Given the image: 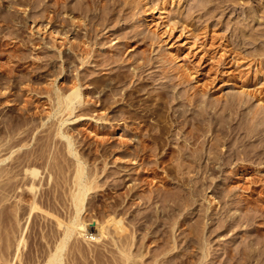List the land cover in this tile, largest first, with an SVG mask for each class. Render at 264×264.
Masks as SVG:
<instances>
[{
    "label": "rangeland",
    "instance_id": "obj_1",
    "mask_svg": "<svg viewBox=\"0 0 264 264\" xmlns=\"http://www.w3.org/2000/svg\"><path fill=\"white\" fill-rule=\"evenodd\" d=\"M8 1L10 2L11 0H0V12L5 14L7 11L8 13L11 11L14 12L17 16L13 13H11L12 16L9 13V16L7 13V15L11 18L5 17L6 20H0V36L4 34L2 39H0V59H4V61L8 59L9 61L11 59L15 60L17 57L18 60V56L20 54H22L20 56L24 55V58L20 60V57V61H18L16 64L12 65L11 63H9L12 65L9 67L10 69L6 70L0 66V264H46L49 255L54 252L56 247L55 245L60 240V236L63 234L64 228L67 226L75 209H73L74 204H72V193L70 192H73L71 190H75V184H73V173H75L74 168L76 167L77 158L83 161L86 174H88V172H90V174L92 175L93 172L95 173V176L93 175L95 181L92 180L93 183L91 182L92 185L94 184V188L92 186L84 196L82 209L81 211H79V214L77 216V225L73 229L64 247L60 251L59 264H165L166 262L164 263V261L172 257H174V259L176 258L175 260H178L176 261V264H191V262L192 264H234L235 262H228L230 253L226 254V248H229L230 251H233V249H231L233 248V245L235 247V245L238 244V242L242 241L245 237L249 235L253 236L255 233H258L256 232L257 229L258 231L261 230L258 234L262 235L264 233V219L259 217L260 219L258 218V220L260 221L256 220V224L254 222L251 225L247 224V226L245 225V223H243V225L235 226L236 228H234V230L226 231L221 227V224H219V221L216 219V217H218V215L220 214L219 212L223 209L222 208L221 210H219V206H227L228 209L232 208L231 210H228L229 212H227V214H232L235 216H239L238 214L241 213V211L239 210H243V208L246 210L243 205L249 207H255V205L260 207L261 205V207L264 209V184H262V186H260L261 184H256L253 186L248 184L249 181L247 180L249 179V177L251 178L254 176H264V162L261 161V164V162H259L260 160H257V162L255 161L256 163L253 162V164L252 162L248 163V161L244 162L243 160H241V158L237 157V159H228L230 164L228 163V166H225L222 159H224V156H226L227 154H223L222 159L218 160V163H215V159L212 161V158H210L211 155L209 156L210 141L206 140L209 135H211L212 130H210V128L208 127V129L204 127V129L201 130L203 131V133L201 132L200 138L202 140H205L204 145L207 146H203L205 148H203V151L206 152H203V158H200L202 161L199 160L200 165H196L195 167L191 166V170L189 167H184L183 172L186 171L187 173H181L179 171L177 173V160L174 159V157L171 160L166 157V161L161 162L162 164L155 163L158 156L164 154L166 150L168 151V148H170L169 145L173 150H177L178 146H181L185 142L186 146L188 147L194 146L189 143L185 137V133L189 128H185L184 130L179 129L174 125L173 121L177 118V116L179 115L178 111L182 108V106L178 104V100L175 99L171 105L174 110L169 107L172 111L169 110L166 106H162L161 103L163 101L162 99H164L163 92L166 91L167 85L172 83L173 80V83H177L180 77L183 82L179 85L175 84V89L173 87V90L171 89V87L168 89L173 91L175 95H180L181 92H188L190 94H188L189 97H192L194 95L200 98V100H203L202 104H205L206 108L210 110L211 113L213 112V108H211L212 103L218 101L219 99L220 102L218 101V103L221 106L223 105L222 103H225L227 101L228 96L233 97V94H241L239 93V91L242 92V89L244 91L247 89L246 91H248L252 95H261L260 97H263L264 99V0H245L246 3L244 2V0H215V4L220 3L221 1V5L219 4V7L214 8H218L219 10L216 9L218 12L216 10V13L212 11L214 10L213 5L209 7V10L212 8V10L210 11L213 12V14H208L210 13L209 10L208 13H205V11L203 10H199L200 12L197 11V13H192L191 17H189L190 19L187 18L188 21L191 20L189 22V25L191 23L193 29L194 27L195 29H198V31H194H206L205 36H207L206 39L208 42H214L215 46L217 44H221L223 45L221 46L222 48L224 46L227 47H224L223 49L220 46V49L217 47V55L224 51V54L222 53L221 56L223 58H226L230 54L232 47L236 49L238 53H240L238 55H242L237 56L238 60L241 61L242 59V64L245 63V61L247 62L251 59V62L256 64V69L260 72L256 73L255 76H253L254 74L252 73L253 71L250 70V66L246 68L247 66L242 65L241 62L237 64V59L235 64H233L232 62L230 63L228 61L229 57L228 59H226V62L228 61L230 64L227 62L228 64L225 63L224 66L218 65L219 68L217 67V62L214 63L215 59H211L210 61L207 60L209 67H212V65L214 64V69L213 67L212 69L210 68V70L207 71L209 74L206 73L207 75L205 76L198 73L196 74L193 69H191L192 65L190 61H180V58L176 56V53L178 54V52L184 53L186 51L193 50V48L189 47V44L186 43L188 40L186 34L176 32V35L178 34V36H176L175 39L171 40L170 38H167L165 40L164 35H160L158 32L156 34V32H154L156 29L154 30V27L148 26L147 23H145V18H147L148 14L141 13L140 15H142L141 17L143 19H141V17H138L141 19H137L138 21L140 20L139 22L136 20V18L134 20L136 23H139V26H137V30H145L144 32H149L151 36L153 35L152 37L154 40H152L155 43L153 44L152 42L151 44H146L147 46L141 45V48H136V45L130 42L127 46L126 53L136 55L139 54L142 49H144L145 51L147 49L144 54L148 55L150 53L149 56H152L157 60V66H155V70H157V72L159 73L162 70V67H164V69L168 71L165 74L166 76H164V78L160 77L154 85L148 82H140V79L139 81L138 79L134 81V84L136 86L133 88L131 87L132 82L123 84L121 87V93L123 95H118L121 98L119 101L121 105H125L124 107H126V109L128 107V113H131V115L129 114L128 116V114H125L126 117L124 119H118L120 117V114L118 113H121L118 108L121 105H119L118 108L117 106L113 108L112 112H109L107 110L101 111L102 115H105L107 112L111 113V115L114 113L113 117L116 116V119H102V121H99L100 127H97L98 125L92 122L89 118L75 119L74 113L76 112V110H74L71 115L66 114L67 112H63L57 113V115L54 114L48 116L49 113H51V104L46 92V87H48V85L45 82H47L48 79H54L57 72V69L55 68H57L58 66L59 69V61L50 63L52 64L50 66H52L51 68L53 70H51L50 68L49 69L53 74L50 72L49 75V69L48 71L46 69L48 65L45 66V62L43 61V58H41V54L43 55V51L45 50H43V48L40 49L41 45L38 43L36 45H33L31 44V42H28L31 41V39H34V37H31L32 31H29L28 29L26 30V28L23 27L19 31L21 33V36H19L18 39H15L12 34H9L8 31L11 29V27H16L14 25L16 23L23 24L22 26L28 24L35 25V23L32 21V18L24 19L25 12L23 11L27 9L29 5H25L24 7V5L21 6V4L18 3H8ZM46 1L48 4L51 3L50 0ZM190 1L196 3L198 1V3H203L201 0H180L177 7H175V13L177 14V16L179 15L180 18L183 16L184 19L186 16H188L187 14H189V11L191 10L189 4L192 3ZM222 1L226 2L223 3ZM3 6L4 8H6L4 9ZM190 12H192V10ZM20 13H23L21 14L22 16H20ZM242 13L244 14L242 15ZM14 15L16 18L14 17ZM192 17L193 20L191 19ZM177 19L178 18H176V20ZM38 21H43L42 23H45L44 19ZM233 24H235L236 27ZM129 26L130 23L128 24V29ZM192 26L189 27L192 28ZM201 28L202 30H200ZM24 30L27 33H25ZM152 32H154L155 35ZM201 34L204 35L203 32ZM29 35L31 38H29ZM208 36H210V40L208 39ZM246 36H248L249 39ZM27 37L30 40H28ZM211 37L214 39H212ZM113 41L109 42L108 46L110 44L114 46L115 44H113ZM179 41L181 42V44ZM29 43L31 44V46L26 45ZM232 44L235 45V47ZM260 44L261 46H259ZM101 46L99 45V48ZM106 46L107 44L104 46V49L106 48ZM37 48L40 51H38ZM30 49H32V51ZM224 49H226L229 54H226L227 51ZM251 50L254 52H252ZM21 52H23L24 54ZM248 54L251 56H249ZM172 56H174L175 58ZM243 58H245V60ZM185 62L188 64H186ZM209 64H211V66ZM11 67L13 69H11ZM128 68L129 70L133 69L132 65H129ZM9 70L12 72H10ZM152 70H154V68ZM152 70H146L143 74L146 75L149 73V71L151 72ZM187 70L188 72L191 71L193 75L190 74L189 76ZM134 71L137 70L134 69ZM231 71L233 72V75ZM44 72L48 74H44ZM98 74L100 75L101 73L98 72ZM136 78L137 76L135 75L131 80ZM62 79L57 76L56 83L59 82L63 85L64 81H62ZM168 80H170V83ZM242 95L245 94L242 93ZM252 95H247L248 98L250 97L249 103H252V106L249 104L250 107L258 106V102H264L263 99H261V102L260 100H256L255 97H252ZM87 97H89V95ZM190 105L191 104L185 105L186 108H189V111L187 110L186 112V120L190 119V112L191 110H193L191 109L193 106ZM88 112L94 114V112ZM169 112L171 113V116L170 114H168ZM111 115L110 117H112ZM63 117L66 119L64 120ZM116 124L119 126H116ZM95 131H99L100 135H102L95 136ZM119 132L120 136L116 135L119 134ZM63 134H68L69 137L73 140L72 147L74 148L73 150H75L73 153H69L67 145H65L66 139L62 137ZM207 142L209 144H207ZM134 147L136 148L135 150L137 152L133 151ZM224 148L225 147H223V149ZM142 149L144 152L142 151ZM149 149L151 151H149ZM125 152L130 156L132 153V156L130 157ZM160 152L161 154H159ZM75 153H77V157L76 155H73ZM135 155L137 157H135ZM129 158H132L131 161L129 160ZM225 158L228 157L226 156ZM133 159L134 162H132ZM167 160H170L169 163L173 164L172 166L174 169H172V171L170 170L171 165L169 167V163L166 164L168 162ZM202 163L206 164L203 165ZM166 166H168L167 168L171 171V173L169 172V170L166 171ZM25 168H33L35 171H37V175H34L35 177L30 176V173L28 174V172L30 171L26 170ZM174 172L177 174H175ZM185 173L186 176L184 175ZM236 173H241L242 178L237 180L234 176ZM90 174H88V176L91 178L92 176ZM168 174L170 175L168 176ZM180 175H184L183 177L186 178H183L182 180H189L186 183V185L188 186H193V183L197 186V184L200 183L199 186L202 185L200 187L201 192L198 196L199 200H197L194 205L185 208L187 210L182 209L178 214V216L180 215V217H182L183 215L186 217L187 224L185 225L188 226V229L185 227V225L181 226L183 228V231L185 230L184 233L182 232L181 234L180 229L182 228L176 229L178 228V225L175 224L173 230V227H168V230L171 229L172 231L171 233L168 232V234H171L173 236V241L176 244L172 240V242L169 241L170 245L168 246H171L172 250L167 246L164 248V251L166 249L171 250H168L171 255L167 252H164L163 254V251H160L158 249V245L156 244V242L158 243L159 241H162V239H156V235L158 233L161 236V231L159 230L160 232H158V229H156L157 227L154 226L155 224L152 225L151 223H149L150 221L145 220V217L143 216L144 214H149L147 212L149 211V207H153L156 205L155 202L150 206L145 204L146 200L144 201V199L147 198L145 194L148 192L147 195H149L154 190L156 192L157 189L161 190V188L163 191L165 187H168L169 185V188L172 186L171 190H181L180 180L178 179V177H181ZM187 175H189L191 178H188L189 176ZM30 182H33V184ZM166 183L168 184V186ZM240 183L244 185L241 186ZM30 184H32L33 186L31 187ZM177 184H179L180 187H178ZM248 186H250L249 189H247ZM129 188H132L131 192H134V196H132V193H128V191H130L128 190ZM150 188H153L152 192L151 190H149ZM135 190L137 193L135 192ZM160 192L161 191H157V193ZM125 193L128 194L126 195ZM140 195H144L143 197L145 198L141 197ZM160 195L162 194L160 193ZM214 200L217 201L216 203L218 205H216ZM225 200L229 201L227 202ZM211 201H213L214 204ZM210 207L213 209L214 213L217 212V214L214 215V219L206 217L208 216L207 214L211 209ZM154 208L155 207H153L154 212L159 210L158 207V210H155ZM207 208L209 209L207 210ZM206 210L208 212L204 213L206 212ZM139 212L141 213V215H139ZM136 215L137 217L142 216L143 218L138 217L137 219H134ZM158 215H160V213ZM208 218L210 219V221ZM128 219L131 222L128 221ZM161 219L162 217H159L157 218V221L159 222ZM197 219L199 221L197 224H195ZM146 222H148V225L150 227H148ZM154 229L155 231L157 230V232L153 233ZM192 229L193 231H197L199 233V238H196L195 235L191 232L192 234L189 233L188 238L186 239L184 235ZM200 232H204L206 234L202 233L201 235ZM179 234L180 236L183 235L182 239L180 238ZM154 236L157 241L152 238ZM175 236H178V239ZM201 236L203 239L201 238ZM159 237L157 238L159 239ZM160 238H162V236ZM152 239L155 242L152 241ZM197 242L201 245H198ZM201 242L203 243V245ZM123 243H125L126 245H124ZM225 245H227V247ZM197 246H200L201 248ZM121 248H123V250ZM159 248L161 249L162 247ZM202 248H204L203 251ZM212 248L213 250H211ZM157 249L162 253L157 252L156 256H154V253H156L155 251H157ZM126 256L128 257V259ZM166 256H168V258ZM155 257H157L159 261H163L165 258L167 259H165L162 263H159V261H157L156 263L155 261H153ZM184 257L187 259H185ZM180 259L184 261L181 262L179 261Z\"/></svg>",
    "mask_w": 264,
    "mask_h": 264
},
{
    "label": "bare ground",
    "instance_id": "obj_2",
    "mask_svg": "<svg viewBox=\"0 0 264 264\" xmlns=\"http://www.w3.org/2000/svg\"><path fill=\"white\" fill-rule=\"evenodd\" d=\"M50 1H51L50 4H48L46 0H11L10 2L8 1V3H12L13 2V3L21 4V6L24 5V7H25V5H29V7L27 9H25L24 11L22 10L23 12H25L24 13L25 16L23 15L24 16V19L25 18L26 19L32 18V21L35 23V25L28 24V25L22 26L23 24H18V23L15 22L16 24H14V23L13 24L16 27H11V29L8 31L9 34H12L15 39L16 38L18 39V37L21 36L20 35L21 33L19 32L20 29H22L23 27H25L26 30L28 29L29 31H32L31 32L32 33V36L31 37L32 38L34 37V39H31V41H28V40H30L29 38H31L30 37L31 34H30L29 35V38L27 37L28 40L27 39L26 40L28 42H31V44H33V45H36L37 43L40 44L41 45L40 46V49L43 48V50H45V51H43V55L41 54L42 57L41 56L40 57L43 58V61L45 62L44 65L45 66L48 65L47 68H46L47 71H48L49 68L51 70H53L51 68L52 66H50V65H52V64H50L51 62H54V61H57L58 62L59 61V63H60V64L58 63L59 69H58V66H57V68H55V69H57L56 70L57 72L55 74L54 79L53 78L52 79H48L47 82H45L48 85V87H46V86L45 87L47 89L46 92H47V95H48V98H49L50 104H51V113H49L48 116H51V115H54V114L57 115V113H63V112H65V113L67 112L66 114L71 115L74 112V110H76V112L74 113L75 119L76 118H80V119L89 118L92 122H94L96 125H98L97 127H100V122H99L100 120L102 121V119H106V118L109 119V120H111V119H114L115 120L116 119L115 118L116 116L113 117V114L114 113L111 115V113H109V112L110 111L112 112L113 108H115L116 106L118 108V106L121 105V103L119 101L121 98L119 96H122L123 95L121 93V87H122L123 84H125L127 82H132L131 87L133 88V87L136 86L134 84V81L137 80V79L139 81V79H140V82H148V83L154 85L155 82H157L160 77H163L164 78V76H166L165 74L167 73L168 70L166 71L164 69V67H162V70L160 68L161 71L159 70L160 71L159 73L157 72V70H155V66H157L156 65L157 60L154 59V57L149 56L150 53L148 55L147 54H144L147 51V49H146V51L144 49H142V51H140V53L138 52L139 54H136V55H134V54L132 55L130 53H126L127 46L129 45L130 42H132L133 44H135L136 45V48H139L141 45L143 46V45H146V44H151L153 42V40H154L153 37H152L153 35L151 36V34H149V32H147V31L144 32L145 31L144 29H143L144 31L141 30L142 32L137 30V26H139V23H136L134 20H135V18H136V20L137 19H140L138 17H141L142 16V15H140L141 13L148 14L147 15V18H145L146 19V22L145 23H147L148 26L154 27V30L156 29L154 31V32H156V34L158 32L160 35H164L165 40L167 38H170L171 40L175 39L176 36H178V34L176 35V32H179V33H182V34L183 33L186 34V37L189 40V41L187 40L186 43L189 44V47H192L193 50L186 51L184 53L183 52H180V53L178 52V54L176 53V56L178 58H180V61H185V60L186 61L188 60L187 62L190 61L192 66L191 65H189V66L192 67V68L191 67L190 68L193 69V71L196 74L198 73V74H201V75L205 76V75H207L206 73H208L207 71L210 70V68L212 69V67H213V69H214V66H213L214 64L212 65V67H209L207 60L210 61L211 59L212 60L215 59L216 61L214 60V63L217 62V67H218V65L224 66L225 63H227L228 61L230 63L232 62L233 64H235L236 59L238 60L237 56H242V55H238L240 53H238L236 51V49H234L232 47H231V51L229 50L230 51V54L228 53V51L226 49H224V50L227 51V52L225 51L226 54L227 53L229 54L228 56L225 55V56H227L226 58H223L221 56L224 51L221 52L219 55H217V52L218 51H216V48L217 47L219 48V46L221 47L223 45H221V44L219 45V44L216 43L217 45L215 46V43L214 42H212V41L208 42L207 39H206L207 36H205L206 35L205 34L206 31L204 30V31L197 32L198 29H195V27L193 29V26H192L191 23L189 25V22L191 20L190 21L187 20V18L190 19L189 17H191L192 13H194V12L197 13V11L203 10V11H205V13L206 12L208 13L209 7H211L213 5H214L213 9L215 7H219L221 5V1H220V3H216V4L214 2L215 0H205V1L201 0L203 3H198V1H197V3L190 1L192 3L189 4L190 6L189 5H187V6L190 7V9L192 10V12H190L191 11L190 10L189 11V14L190 15L187 14L188 16H186V17L184 16L186 20L183 18V16L181 17L183 19H181L180 16L179 15L177 16V14L175 13V9H176L175 7H177V5L179 4V1L180 0H50ZM194 1H196V0H194ZM235 1H237V0H235ZM235 1H234V3H235ZM213 2H214V4H213ZM224 2H226V1H224ZM230 2H232V1H230ZM244 2H245V0H244ZM228 6H230V5H228ZM222 7H224V6H222ZM3 8H4V6H3ZM216 9H218V8H216ZM216 9L212 10V8H211L210 10H212V11L215 12ZM180 11H182V10H180ZM4 12H6V11H4ZM7 13H8V11L5 14L2 13V12H0V20L1 19L2 20L5 19V17L8 18L10 16L9 13L10 14L11 13L15 14L14 12H11L10 11L8 13V15H9L8 16ZM244 13H242V15ZM21 14H23V13H20V16H22ZM178 14H180V13H178ZM202 14H203V12H202ZM208 14L211 15V14H213V12L210 11V13H208ZM15 15H14V17H15ZM11 16H12V14H11ZM9 18H11V17H9ZM176 18H178V19L176 20ZM198 18H200V17H198ZM41 19H44L45 20V23H42L43 21L42 22H39L38 21V20H41ZM141 19H143V18L141 17ZM145 19H144V21H145ZM191 19L193 20V17ZM22 20H23V17H22ZM129 23H130V26H129V29H128L127 27H128V24ZM205 25H207V24H205ZM233 25L235 26V24H233ZM189 26L190 27L192 26V28H190ZM202 28L200 30H202ZM194 30H197V31H194ZM262 31H263V29H262ZM24 32H25V30H24ZM154 32H152V33H154ZM202 32L204 33V35L201 34ZM25 33H27V32H25ZM3 35L0 36V39H2ZM154 35H155V33H154ZM255 35H256V33H255ZM220 37H219V39H220ZM240 37H241V35H240ZM242 37H243V35H242ZM244 37H245V35H244ZM246 37L248 38V36H246ZM24 38H26V37H24ZM209 38H210V36H208V39ZM212 39H214V38H212ZM112 41H113V44H115V45L112 46L110 44L108 46V43L109 42H112ZM1 43H2V40H1ZM154 43L155 42H153V44ZM243 43H244V41H243ZM31 44L29 43V44H26V45L31 46ZM106 44H107L108 47L106 46V48L104 49V46ZM180 44H181V42H180ZM224 44H226V43H224ZM22 45H23V43H22ZM99 45L100 46L102 45L101 46L102 48L101 47L99 48ZM236 45H238V44H236ZM233 46L235 47V45H233ZM259 46H261V44ZM225 48H227V47H225ZM22 50H20V51H22ZM30 50L32 51V49H30ZM37 50H38V48H37ZM262 50H263V48H262ZM38 51H40V50H38ZM242 52H244V51H242ZM252 52H254V51H252ZM21 53H23V52H21ZM241 54H243V53H241ZM257 54H258V52H257ZM20 55H22V54H20ZM20 55L18 56V60H17V57H16L15 60H12L11 59L9 61H8V59L5 60V61H4V59L3 60L0 59V66L3 67L6 70L7 69H10L9 68L10 66H12L13 64H16L18 61H20L22 58H24V55L23 56H20ZM14 56H16V55H14ZM249 56H251V55H249ZM172 57H174V56H172ZM177 57H176V59H177ZM228 57H229V59H228ZM11 58H12V56H11ZM19 58H20V60H19ZM226 59H228L227 62H226ZM243 59L245 60V58H243ZM241 61H242V59H241ZM241 61L238 60L237 61L238 62L237 64H239V62H241ZM248 61H250V62H248ZM248 61L247 62L245 61V63H243V64H242V62H243L242 61L241 64L247 66L246 68H248L250 66V70H252L253 71L252 73L254 74L253 76H255L256 73H260L259 70L256 69L257 68L256 64L255 63H252L251 62V59L248 60ZM9 63H11L12 65L9 64ZM20 64H21V62H20ZM55 64H57V63H55ZM186 64H188V63H186ZM211 64H209V65L211 66ZM129 65H132V67H133L132 70H129V68H128ZM158 67H161V66H158ZM153 68H154V70H152ZM215 68H216V64H215ZM11 69H13V68L11 67ZM50 69H49V75H50V72H51ZM134 69L137 70V71H134ZM149 69L152 70V71L151 72L149 71V73L146 74V75L143 74L146 70H149ZM233 69H235V68H233ZM217 71H218V69H217ZM10 72H12V71H10ZM98 72H100L102 75L101 74L99 75ZM187 72H188V70H187ZM26 74H24V75H26ZM44 74H48V73L44 72ZM190 74L193 75V73L191 71L188 72V75L189 76H190ZM135 75L137 76V78L131 80ZM228 75H229V73H228ZM232 75H233V72H232ZM57 76H59V78H61V79L63 78L62 81H64L63 82V85L64 86L61 83H59V82L56 83ZM18 78H19V76H18ZM49 78H51V77H49ZM165 78H167V77H165ZM170 80H172V79H170ZM170 80H168L169 83H170ZM16 81H18V80H16ZM19 81H20V79H19ZM173 81L170 84L169 83H166V84H169V85H167L166 91L163 92L164 94L162 93L163 96H164V99H162L163 101H162L161 104H162V106H164V107L166 106L169 110H171V108H172L171 105H172L173 101L175 99L178 100V104H180L182 106V108L181 109L179 108L180 109L178 111L179 112L178 113L179 115L173 121L174 122V125L177 126L179 129H184L185 130V128H189L186 131V133H185V137H186V140L189 143H191L192 145H194V146L193 147H191V146L188 147V146H186V142H185L181 146L179 145L177 150H175V149L173 150V149H171V146L169 145L170 148H168V151L166 150V152L164 154H162L161 156H158L157 159H156L157 156L155 157V159H156V162L154 161L155 163H161L163 161H166L165 160L166 157H168L170 160L174 157V159L177 160V163H176L177 164V167H176L177 168L176 169V172L177 173H178V171L181 172V173L186 172V171L183 172V170H184L183 168L184 167H186V168L189 167L190 168L191 166L192 167H195L196 165H200L199 160H201L200 158H203L202 156L206 152V151H203V150L205 149L204 147L207 146V145H204L205 144V140H202L200 138L201 137L200 136L201 135V132L203 133V131H201V130H203L204 127H206V129L210 128V130H212L211 131L212 132L211 135H209V137L206 140L210 141L209 142L210 143V146H209L210 147L209 156L211 155L210 158H212L211 159L212 161L215 159L214 160L215 163L216 162L218 163V160H221L222 159V157H223L222 155L223 154L224 155L227 154L226 156L228 157V158H225L226 156H224V159H222L223 164L225 166H228V163H229L228 159H230V160H231V158H236L237 159V157L238 158H241V160H243L244 162L245 161H248V163H251V162L253 163L255 161L257 162V160L258 161L260 160L259 162H261V161L264 162V102H261V99H263V97L262 98L260 97L261 95L260 96H257L256 94L252 95L251 93H249L248 91H246L247 89L245 91L242 89V92L239 91V93H241V94H238V95L237 94L236 95L233 94L232 95L233 97H229L228 96L229 99L227 98V101L225 100L226 102L225 103H222L223 105H221V106L218 103L219 99H218V101H215L214 103H212V107L211 108H213V112L211 113V111L206 108V105L205 104H202L203 103V100H200V98H198V97H196L194 95L192 97H189L190 94L188 92H183V93L181 92L180 95H177L176 94L177 95L176 96L174 94V92L171 91L168 88L171 87V89H172L175 84H178L179 85L180 83L183 82V80L180 77L178 79L177 83H175V82L173 83ZM259 84H260V82H259ZM19 85H20V83H19ZM26 89H27V87H26ZM174 89H175V87H174ZM32 90H33V88H32ZM138 90H140V89H138ZM257 92H258V90H257ZM242 93H244L246 96L245 95H242ZM253 93H254V91H253ZM87 94L89 95V97H87L88 96ZM260 94H262V93H260ZM228 95H230V94H228ZM247 95H249V96L252 95L253 98L255 97L256 100H260L261 103L258 102L257 103L258 106L250 107V105L252 103L251 104L249 103L250 97L248 98ZM185 103L188 104V105L191 104L193 106L191 108L193 110H191V112H190V119L189 120H186L185 119L186 112L189 109V108H186L185 107V105H186ZM124 106L125 105H121L118 108L119 111L121 112V113H118V114H120L119 115L120 117L118 119H120V118L121 119H124L126 117L125 114H128V116H129V114L131 115V113H128L129 112L128 111V107L126 109V107H124ZM169 107H171V108H169ZM172 109L174 110V108H172ZM105 110H107L109 112H107L105 115L103 114L104 115L103 116L101 114V111H105ZM88 111L94 112V114L93 113H90ZM167 112H168V110H167ZM108 113H109V115H108ZM118 114H117V116H118ZM168 114H170V116H171V113L170 112ZM110 115L113 118L110 117ZM65 119L66 118H64V120ZM117 124H119V123H117ZM117 124H116V126H119ZM161 128H162V126H161ZM163 130H164V128H163ZM97 135H100V132L99 131H95V136H97ZM116 135H119L120 136V132H119V134H116ZM161 136H162V134H161ZM204 136H205V134H204ZM62 137H64L66 139V142H65L66 144L65 145H67V149H68L69 153H73L75 151V150H73L74 148L72 147L73 146V142H72L73 140L69 137L68 134L67 135L66 134L65 135L63 134ZM209 143L207 142V144H209ZM223 147H225V148L223 149ZM135 149L136 148L134 147L133 148V151L134 152L136 151ZM222 149H223V152H222ZM142 151H143V149H142ZM149 151H151V150L149 149ZM163 151H164V149H163ZM145 152H146V149H145ZM147 153H149V152H147ZM126 154H128V153H126ZM159 154H161V152ZM73 155L74 156L76 155V157H77V153H75ZM131 156H132V153H131ZM76 157H75V159H76ZM135 157H137V156L135 155ZM131 159L129 158L130 161H131ZM170 160L169 161L167 160L168 162L166 164H168L170 162ZM135 161H136V159H135ZM172 161H174V160H172ZM132 162H134V159H133ZM83 164H84L83 161H81V159L77 158L76 167L74 166L75 167L74 168L75 173H73L74 174L73 184H75V186H74L75 187V190H71L73 192H70V193H72V195H71L72 196V199L71 200L73 202V203L72 202L71 203L74 204L73 205L74 206L73 209L74 208L75 209H74L73 215H72L71 219L69 220L67 226L64 228L63 234L60 236V240L55 245L56 247H55L54 252L49 255L46 264H59L60 251L64 247L67 239L69 238V236L71 235L73 229L77 225V216L79 214V211H81V209H82V204H83L84 196H85V194H87L86 192L89 191V189L94 185V184L92 185V183H93L92 180H94L95 173L93 172V175H94L93 176L92 174H90V172L87 171L88 174H90L93 177V178L92 177L90 178L88 176V174H86V170H85V167H84ZM205 164H203V165H205ZM223 164H222V166H223ZM261 164H262V162H261ZM165 165H164V167H165ZM168 165H169V167L171 165L170 170L172 171V169H174L173 166H172L173 164H170L169 163ZM167 167L168 166H166V171L169 170ZM25 169L30 171V172L27 171L28 174L30 173V176L33 177L34 175L35 176L37 175L36 174L37 171H35L33 168L32 169L25 168ZM170 170H169V172L171 173ZM190 170H191V168H190ZM209 170H211V169H209ZM215 170H217V169H215ZM258 170H259V168H258ZM165 173H167V172H165ZM177 173H175V174H177ZM186 173L184 174L185 176H186ZM230 173H232V172H230ZM169 175L170 174H168V176ZM261 175H263V174H261ZM180 176L181 177H178V179L180 180L181 190H178V189L177 190L174 189L175 191L174 190H171V187L172 186L169 188L170 185L168 186V184L166 183L168 187H165V189H164L165 191L164 190L162 191V188H161V190L160 189L159 190L157 189L156 192H155V190L152 192V189L153 188H150L149 190H151L152 193H150V191H149V193H150L149 195H147L148 192L145 194V196H147V198L144 199V201L146 200V203L145 202L144 203L150 206V205H152L155 202L156 205L153 206V207H155L154 209L155 210H158V208H159L158 211H160V212H158V211H155L154 212L153 207L151 206L152 208L149 207V211H147L149 214H144L143 216L145 217L144 218L145 220L150 221L149 223H151L152 225L155 224L154 226L157 227L156 229H158V232L161 231L160 234H161L162 238H160L161 236L159 235V233L157 235L156 234H154V235H156L157 237L160 236L159 239L156 237L157 240L162 239L161 242L159 241L160 243L159 242L158 243L156 242V244L158 245V249L160 251L161 250L163 251V254H164V252H167L168 254L171 255V253H169V251L172 250L171 249V246H168V245H170L169 244V241H171V240L173 241V236L171 234H168V232L169 233L172 232L171 229L168 230V227H170V226L173 227L172 228V230H173L175 224L178 225V228H176V229L182 228L181 226L187 224L186 217L184 215L182 217H180V215L178 216V214L180 213V211L182 209H185V208H188V207H191L192 205H194L196 203V201L199 200L198 199V196H199V194L201 192V188L200 187L202 185L199 186L200 183L197 184V186L194 183H193V186L192 185H189L188 186V185H186V183L189 180L188 179L185 180L186 178L183 177L182 175H180ZM187 176H189V175H187ZM234 176H235V178L237 180H239V179L242 178L241 173H236ZM254 177H251V178L249 177V179H247L249 181L248 184L253 185V186L256 185V184H261L260 186H262V184H264V176H257L255 178ZM183 178H185V179L182 180ZM188 178H191V177L189 176ZM30 183L33 184V182H30ZM32 184H30L31 187L33 186ZM177 185H178V187H180L179 184H177ZM242 185H244V184H241V186ZM249 187L250 186H248L247 189H249ZM93 188H94V186H93ZM206 188H207V185H206ZM131 189L129 188L128 190H130V191H128V190L127 191H128V193L129 192L132 193V196H134V192H131ZM203 189H204V187H203ZM260 190H261V188H260ZM157 191L158 192L161 191L160 193L162 195H160V193H157ZM135 192H136V190H135ZM128 193H125V194L127 195ZM140 196L143 197L144 195H140ZM247 197H249V196H247ZM143 198H145V197H143ZM156 201L157 202L160 201V202L157 203ZM225 201H227V200H225ZM211 202L213 203V201H211ZM216 202L217 201H215V203ZM157 204L158 205L160 204V205L158 206ZM221 204H223V203H221ZM138 205H139V203H138ZM216 205H218V204L216 203ZM243 207H245L246 210ZM243 207L242 208H243L244 211L243 210H239V211H241V213L238 214L239 216H235V215H232V214H229V215L227 214V212H229L228 210H231L232 208L231 209H228L227 206L226 207L225 206H222V207L219 206V208H220L219 210H221L222 208L223 209L220 212L218 211L220 214L218 215V217H216V219L219 221V224H221V227L224 228V230H226V231H228V230H234V228H236L235 226L243 225V223H245V225H247V224H250L251 225L256 220H258L259 217H261V218L264 219V215H263L264 209L261 207V205H260V207L259 206H256V205H255V207H249V206H246V205L244 206L243 205ZM150 208H151V210H150ZM242 208H240V209H242ZM208 209L209 208H207V210ZM217 209H218V207H217ZM236 209H238V208H236ZM236 209H235V211H236ZM185 210H187V209H185ZM207 210L204 213H207L208 212ZM157 212H158V214L160 213V215H158ZM193 212H194V210H193ZM215 214H217V212L214 213L213 212V209L211 208L209 210V213L207 214L208 216H206V217H209L211 219H214V215ZM139 215H141V213ZM149 215H150V217H149ZM153 216H154V218H153ZM158 216L159 217H162V219L159 222L157 221V218H159ZM177 216H178V218H177ZM138 217L136 215L134 217V219L135 218L137 219ZM141 217H139V218H141ZM128 221H130V220L128 219ZM198 221L199 220L197 219V221L195 222V224H197ZM209 221H210V219H209ZM209 221H207V222H209ZM258 221H260V220H258ZM188 222H189V220H188ZM201 222H205V221H201ZM146 223L148 225V222H146ZM195 224H193V225H195ZM214 224H216V223H214ZM255 224H256V222H255ZM148 227H150V226L148 225ZM185 227L187 228L188 226L185 225ZM218 227H220V226H218ZM190 228H192V227H190ZM204 228H205V226H204ZM180 230H181L180 231L181 234H182V232L184 233V231H185V230L183 231V228L180 229ZM260 231H258V229L256 230V232H258V233ZM154 232H157V230L155 231V229H154L153 233ZM191 232L195 235L196 238H199V236H200L199 233L197 231L196 232L193 231V229H192V230H189L184 235L186 237V239L188 238L189 233L192 234ZM204 232H202V233H204ZM202 233L200 232L201 235H202ZM258 233H255L253 236H250L249 235V236L245 237L242 241L238 242V244H236L235 247H234V245H233V248L230 247L231 249H233V251L232 250L230 251L229 248H226V250H225L226 254L227 253H230V257H229L228 262H231L232 261V262H235V263L237 262L239 264H264V233L263 234L261 233L262 235H260ZM204 234H206V233H204ZM179 236H180V234H179ZM182 236H180L181 239H182ZM191 236H193V235H191ZM152 238L154 240H156L155 239V236L152 237ZM201 238H202V236H201ZM201 238H200V240H201ZM153 239H152V241H154ZM194 240H196V239H194ZM123 244L126 245L125 243H123ZM123 244H121V245H123ZM197 244H198V242H197ZM198 245H201V244H198ZM202 245H203V243H202ZM167 246H168V248L170 247L171 250L166 249L167 251L166 250L164 251V248L167 247ZM225 246L227 247V245H225ZM122 247H124V246H122ZM125 247H127V246H125ZM159 247H162V248L160 249ZM197 247H200V246H197ZM172 248H175V247H172ZM121 249L123 250V248H121ZM158 249H157V251H155L156 253H154L155 254L154 256H156L157 252H160ZM203 249L204 248H202V251H203ZM211 250H213V248ZM222 250H223V248H222ZM206 252H209V251H206ZM160 253H162V252H160ZM126 255H127V252H126ZM228 256H229V254H228ZM166 257L168 258V256H166ZM202 257H204V256H202ZM123 258H124V256H123ZM164 258H162V259H164ZM167 258H165V259H167ZM127 259H128V257H127ZM154 259H153V261H155L156 263H157V261H159L157 259V257H155ZM175 259H174V257H172L170 259H167L165 261L163 260V261H164V263L166 262L167 264H169V263H175L176 264V261H178V260H175ZM185 259H187V258H185ZM227 259H228V257H227ZM216 260H218V259H216ZM163 261L160 260L159 263L160 262L162 263ZM179 261L183 262L184 260L182 261V259H180ZM191 264H192V262H191ZM223 264H227V263H223Z\"/></svg>",
    "mask_w": 264,
    "mask_h": 264
}]
</instances>
